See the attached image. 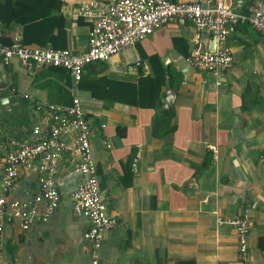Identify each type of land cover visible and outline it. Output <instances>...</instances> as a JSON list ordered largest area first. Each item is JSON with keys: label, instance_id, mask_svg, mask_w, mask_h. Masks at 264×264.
Returning <instances> with one entry per match:
<instances>
[{"label": "crops", "instance_id": "1", "mask_svg": "<svg viewBox=\"0 0 264 264\" xmlns=\"http://www.w3.org/2000/svg\"><path fill=\"white\" fill-rule=\"evenodd\" d=\"M65 48L84 50L89 22L75 15L79 0H62ZM192 1V0H171ZM2 39H21L18 23L2 22ZM231 65L215 78L185 57L214 44L188 21L153 30L133 46L84 67L91 77L134 82L166 71L159 105L138 107L94 98L64 71L0 62V166L7 138L30 139L39 103L81 102L100 196L116 224L102 233L96 264H264V37L245 24L225 40ZM73 134L61 138L69 142ZM108 145V146H106ZM64 151L54 182L58 205L46 222L22 229L6 223L3 264H92L83 238L88 220L72 208L83 176ZM35 167H19L7 200L36 189ZM252 202L241 259L234 230L218 223Z\"/></svg>", "mask_w": 264, "mask_h": 264}, {"label": "built area", "instance_id": "2", "mask_svg": "<svg viewBox=\"0 0 264 264\" xmlns=\"http://www.w3.org/2000/svg\"><path fill=\"white\" fill-rule=\"evenodd\" d=\"M75 15L89 22L84 50L71 52L67 48L23 45L14 36L3 41L0 20V62L17 59L24 69L61 67L76 83L84 67L133 46L162 25L188 21L215 40L212 51L193 47L185 57L188 65L215 78L231 65V54L225 40L236 25L245 24L264 37V0H79ZM33 111L37 117L28 141L7 138L5 154L0 166V264H3V230L6 223L16 221L28 229L37 222H46L58 205L59 196L54 182L58 162L64 151L76 158L73 171L83 178L72 191V208L88 220L83 238L91 246V263L96 264L102 233L116 224L108 215L100 196L96 166L92 159L89 136L90 125L84 116L81 102L73 96L67 105L39 103ZM73 134L69 142L64 135ZM108 146V145H106ZM35 167L37 185L30 198L7 200L19 167ZM252 202L242 211L228 217L217 216L218 223L229 225L237 237L241 259L247 249L249 212Z\"/></svg>", "mask_w": 264, "mask_h": 264}, {"label": "trees", "instance_id": "3", "mask_svg": "<svg viewBox=\"0 0 264 264\" xmlns=\"http://www.w3.org/2000/svg\"><path fill=\"white\" fill-rule=\"evenodd\" d=\"M62 4V0H0V20L4 26L11 23L20 25V42L23 45L65 48L66 21L60 13ZM89 66L90 64L86 67ZM50 68H56L69 75L61 67ZM165 72L158 70L154 71L152 76H138L134 82L105 76L91 77L82 72L77 84L97 99L156 108L160 102L159 91Z\"/></svg>", "mask_w": 264, "mask_h": 264}, {"label": "water", "instance_id": "4", "mask_svg": "<svg viewBox=\"0 0 264 264\" xmlns=\"http://www.w3.org/2000/svg\"><path fill=\"white\" fill-rule=\"evenodd\" d=\"M211 39H212L213 44L215 46V40L212 37H211ZM214 46L210 50L209 49H207V50L212 51L214 49ZM2 102H6L5 99L0 100V103H2Z\"/></svg>", "mask_w": 264, "mask_h": 264}, {"label": "rangeland", "instance_id": "5", "mask_svg": "<svg viewBox=\"0 0 264 264\" xmlns=\"http://www.w3.org/2000/svg\"><path fill=\"white\" fill-rule=\"evenodd\" d=\"M93 63V62H92ZM94 63H96V67L98 68V69H100L101 68V62L100 61H95Z\"/></svg>", "mask_w": 264, "mask_h": 264}]
</instances>
